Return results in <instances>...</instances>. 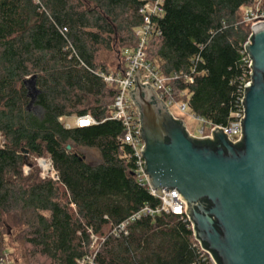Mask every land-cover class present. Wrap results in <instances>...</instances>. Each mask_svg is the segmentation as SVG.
Returning <instances> with one entry per match:
<instances>
[{
  "label": "trees",
  "instance_id": "trees-1",
  "mask_svg": "<svg viewBox=\"0 0 264 264\" xmlns=\"http://www.w3.org/2000/svg\"><path fill=\"white\" fill-rule=\"evenodd\" d=\"M145 2L0 0V259L9 251L16 264H213L186 217L146 216L119 232L143 207L160 205L137 179L122 123L110 119L117 86L100 75L124 68ZM247 9L264 16V0H166L154 19L161 33L148 59L165 76L194 77L175 84L176 98L209 128L230 123L250 79L242 51L257 20ZM32 77L41 116L28 109ZM85 115L99 123L60 121ZM34 158H50L58 179L43 178Z\"/></svg>",
  "mask_w": 264,
  "mask_h": 264
},
{
  "label": "water",
  "instance_id": "water-1",
  "mask_svg": "<svg viewBox=\"0 0 264 264\" xmlns=\"http://www.w3.org/2000/svg\"><path fill=\"white\" fill-rule=\"evenodd\" d=\"M246 49L252 83L245 87L240 143L217 127L214 139L190 136L156 91L141 84L139 71L130 92L141 113L149 183L158 196L180 193L196 238L216 264H264V21L252 26ZM35 78L26 81L29 110L39 92Z\"/></svg>",
  "mask_w": 264,
  "mask_h": 264
},
{
  "label": "built area",
  "instance_id": "built-area-1",
  "mask_svg": "<svg viewBox=\"0 0 264 264\" xmlns=\"http://www.w3.org/2000/svg\"><path fill=\"white\" fill-rule=\"evenodd\" d=\"M165 2L166 0H146L140 10V13L143 16V23L135 30L137 38L136 45L134 47L125 48L122 52L124 68L119 71L100 73L107 83L115 84L117 86L118 92L111 106L112 115L110 119L121 122L124 127L125 134L122 141L130 145L133 149L136 166L134 172L137 179L143 186L148 187L152 195L160 199L159 206L152 207L147 205L131 216L128 221L122 223L119 226V232L124 231L130 222L142 217H155L157 215H161L162 213H172L174 215L186 217L187 221L191 224V228L196 238L194 224L187 213V204L182 199L180 193L177 190H172L170 192L164 190L163 195L158 196L149 183V176L145 171V159L143 156L145 142L141 132V113L139 107L136 105L130 94V92L136 88V72L139 71L141 84H149L151 88L156 91L175 119H180L184 122L181 115L185 114L189 110L188 103L185 100H179L176 98L175 84L179 81L193 83L194 77L185 71L175 72L170 76H165L160 72L157 65L150 61L147 57V46L150 38L161 33L160 29L156 27L154 19L156 17H161L164 14ZM254 17V14L250 10L247 14V20H252ZM250 39L251 37L245 43L244 50L242 51L249 60L250 79L244 84L243 96L240 98V102L236 110L231 114L232 119L230 123L226 126H214L206 129L205 121L199 116L193 115L196 120L204 123L205 126L199 130L198 135H195L186 125V129L190 136L194 138L214 139V128L217 127L219 129H223V132L227 135V138L231 143H240L242 138L241 120L245 115V106L243 102L245 87L252 83V60L246 49V44L250 42ZM182 95H184V93ZM74 117L76 119L74 127H89L99 123L91 115ZM66 118L67 117H61L60 121L64 123ZM39 163L42 169L41 174L43 178L48 177L54 180L58 179L57 171L55 170L53 162L50 158H40ZM115 232H118V230H115ZM96 241L97 238L94 237V243ZM196 241L201 250L210 256L213 264H216L211 253L203 248L201 242L197 238ZM83 263L96 264L94 257H88L87 260L83 261ZM0 264H16V260L9 252H5L0 259Z\"/></svg>",
  "mask_w": 264,
  "mask_h": 264
},
{
  "label": "rangeland",
  "instance_id": "rangeland-1",
  "mask_svg": "<svg viewBox=\"0 0 264 264\" xmlns=\"http://www.w3.org/2000/svg\"><path fill=\"white\" fill-rule=\"evenodd\" d=\"M250 12V10H244L243 11V15L246 17V15ZM252 12V11H251ZM253 19L257 20V21H264V16L262 15H256ZM121 60L118 62L116 61L115 62V66L117 64H120ZM114 70V66H113V69L110 70V71H113ZM31 111H34L38 116H41V110L36 107L34 104L31 106L30 108ZM181 117L183 118L184 122L186 123L187 127L189 128V130L195 134V135H198L199 134V130L204 127V123L198 121L195 119V117L193 116L192 112L190 110H188L185 114H182ZM65 125L68 126V127H74L75 124H76V119L74 116L72 117H67L65 119ZM209 127L206 125V129H208ZM80 151L86 153L89 157V160H91L92 162H97L99 160V153L98 151L94 150V149H89V148H84V147H81L80 148ZM29 157V155H28ZM30 158V157H29ZM39 159L40 158H34L33 160L35 161L36 163V166L40 169V172L42 173V169H41V166H40V163H39ZM24 171H25V174H28L30 173L31 171V166L29 165H26L25 168H24ZM9 252V251H8ZM10 253V252H9ZM12 255V254H11ZM13 258L16 259V255H12ZM18 264H26L24 259L20 258L19 257V262Z\"/></svg>",
  "mask_w": 264,
  "mask_h": 264
}]
</instances>
